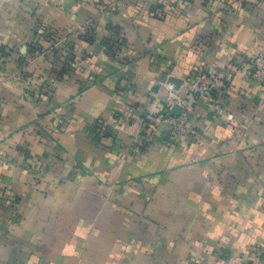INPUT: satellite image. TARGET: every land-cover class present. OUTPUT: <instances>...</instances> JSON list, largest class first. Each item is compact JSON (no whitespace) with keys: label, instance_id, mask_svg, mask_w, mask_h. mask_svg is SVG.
Listing matches in <instances>:
<instances>
[{"label":"crops","instance_id":"obj_1","mask_svg":"<svg viewBox=\"0 0 264 264\" xmlns=\"http://www.w3.org/2000/svg\"><path fill=\"white\" fill-rule=\"evenodd\" d=\"M263 50L264 0H0V264H264Z\"/></svg>","mask_w":264,"mask_h":264},{"label":"built area","instance_id":"obj_2","mask_svg":"<svg viewBox=\"0 0 264 264\" xmlns=\"http://www.w3.org/2000/svg\"><path fill=\"white\" fill-rule=\"evenodd\" d=\"M84 35H89L88 29H84ZM70 58V57H69ZM250 74L254 81L264 83V50L256 55L250 63ZM195 90L193 93L194 101L199 102L206 99L216 90L224 87L220 79L212 76L206 69H199L193 74ZM173 111L167 113L164 121L169 124L168 140L173 144L180 143L182 137L187 133L190 119L193 115V108L188 98L177 96L172 102ZM101 131L106 133L105 125H101ZM144 147L142 140L138 146V151Z\"/></svg>","mask_w":264,"mask_h":264}]
</instances>
